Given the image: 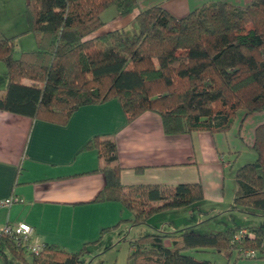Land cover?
Returning a JSON list of instances; mask_svg holds the SVG:
<instances>
[{"label":"trees","instance_id":"1","mask_svg":"<svg viewBox=\"0 0 264 264\" xmlns=\"http://www.w3.org/2000/svg\"><path fill=\"white\" fill-rule=\"evenodd\" d=\"M137 6L138 0H28L27 30L18 36L31 34L35 49L17 54L15 38L0 32L7 81L0 111L65 125L82 106L117 100L127 122L152 112L166 135H189L228 133L238 113L264 109V0L246 7L204 3L179 19L155 5L135 16L132 38L123 30L92 37L108 8L126 16ZM84 149L105 162L94 171L105 178L95 202L121 203L132 212L131 226L204 200L199 183L140 186L124 194L115 143L94 138ZM251 149L255 161L234 172L230 212L264 211V124L255 128ZM241 230L195 234L186 228L125 238L132 250L127 264H213L189 254L207 251L256 250L257 258L264 257V230L248 228L254 237L235 241ZM165 239L172 240L170 247ZM44 245L39 255L27 257L10 238L0 237V264H10L8 255L19 264H84L85 245L76 253Z\"/></svg>","mask_w":264,"mask_h":264},{"label":"crops","instance_id":"2","mask_svg":"<svg viewBox=\"0 0 264 264\" xmlns=\"http://www.w3.org/2000/svg\"><path fill=\"white\" fill-rule=\"evenodd\" d=\"M27 1L0 0L3 9H13L15 14L7 22L0 19V23L12 24L16 16H20L19 19L23 20L19 22L24 24L22 29L7 26L5 31L1 30L4 37L12 38L26 32L24 10ZM216 1L238 7H246L251 2L138 0V6L130 19L131 31L136 33L135 16L152 6L160 5L179 19L204 3ZM26 81L23 84H32ZM261 124H264V109L250 115L238 113L234 127L225 134L194 132L189 135H166L161 119L155 113L145 112L127 122L117 100L82 106L65 125L33 121L0 111V200L11 196L22 200L8 209H0V226L26 223L33 228L35 240L46 245H57L68 253H76L85 245L86 254L82 257L84 264V259H90L91 263L97 258L104 260V264H116L121 252L115 255L113 250L124 244L126 250L122 260L127 264L132 250L123 239L129 240L132 234L130 241L136 240L142 235H149L150 231L152 234L157 231L173 233L178 231L174 230L177 226L172 221L163 223L160 228L150 225L142 235L135 234L138 229H133L138 226H131V222H127L133 217L128 208L119 202H95L105 186V178L101 172L94 171L104 167L105 162L96 152L85 150L84 147L94 138L115 143L124 194L140 186L175 187L178 184L199 183L204 200L192 205L194 212L200 221L204 216L213 220L230 212L234 198L233 159L238 150L234 141L238 140L251 149L254 130ZM233 130L237 131L236 135ZM253 157L256 158L255 155ZM238 162L237 158L235 163ZM136 169L142 171L136 173ZM227 170L231 171L228 173ZM183 210L185 208L173 211L180 212L182 216L187 215ZM236 213L248 217L259 215L250 211ZM199 224L178 227L196 229L200 233L218 232L203 230ZM252 225L233 224V228L247 230L260 227L264 230V227ZM114 226L117 227L112 228ZM171 244V239L164 240L165 247ZM227 251L231 254L220 264H264V257L242 259L235 250ZM8 257L12 258L10 255Z\"/></svg>","mask_w":264,"mask_h":264},{"label":"rangeland","instance_id":"3","mask_svg":"<svg viewBox=\"0 0 264 264\" xmlns=\"http://www.w3.org/2000/svg\"><path fill=\"white\" fill-rule=\"evenodd\" d=\"M2 4H0V16L3 21L2 22H7L9 19H11V17L14 14V10L13 9H3ZM136 10V9H135ZM134 10V11H135ZM134 11L132 13H134ZM13 12V13H12ZM17 14H20L21 12H17ZM116 9L111 7L108 8L104 14L101 16L102 17V21L104 22V25L99 28L97 31H95L92 34V37H97L100 35H103L107 32L113 31L115 30V28H122L123 30H125V34L127 37L132 38L133 37V33L131 31V25H130V19L132 17V13L126 15V16H120L117 14L116 16ZM22 14V13H21ZM16 20L12 23V24H7L5 25L4 23H0V32H2L1 30H6V27L8 26L9 28H18V29H22V27L24 26V24H22L21 22H19L20 20L23 19H19L20 16H16ZM16 21H18V23L14 24ZM135 29L136 26H135ZM21 37V36H20ZM25 37V38H24ZM15 38V50L18 52L21 51H31L35 49V42L33 43L34 39L32 38L31 34H25L24 36H22L21 39H19V36L14 37ZM31 41V43H30ZM29 45H31L30 47H28ZM6 69L5 66L3 64V62L0 61V94L3 92V90L6 87L7 81L5 79V74ZM28 82V81H26ZM29 84V83H28ZM234 127V125H233ZM236 127V126H235ZM248 129V128H247ZM232 130V129H231ZM230 130V131H231ZM235 131V130H233ZM235 135L237 133V131L234 132ZM245 137H247V134H244ZM232 139V138H231ZM235 146H237L238 150L236 149L235 152L236 155L234 157V169L233 172L240 168L241 166L245 165V164H249L254 162V158L253 155H255V153L244 143H241L238 140H235ZM256 156V155H255ZM253 157V159H251ZM238 158L239 162L235 163L236 159ZM256 159V158H255ZM254 160V161H251ZM228 173L231 170H227ZM230 175V174H229ZM126 211V210H125ZM186 214H183V216L181 214H179L180 212H174L173 210H169V211H164V212H160V213H156L154 214L152 217H150V219L146 222V225L143 226H138L135 227L133 230L135 231V229H138L137 232H135V234H141L144 232V230L148 231L147 227H149L150 225L155 227L157 226L158 228H160L163 223L166 222H175V226H177V229L174 230H182L180 228L183 227H178V226H191L192 224H199L201 222V224H199L198 226L203 230H218V232H222L225 231L227 229H231L233 228V224H236V226H242V224H247L248 226H251V224H253L252 226H261L264 227V211L258 210V209H249L248 211L252 212V213H257L259 214L258 216H238L239 214H237L236 212H228L227 214L225 213L222 216H218L216 218H214L213 220H209L207 219L208 217H203V219H199V216L196 214V212H194V207L191 206L190 208H185ZM189 211V212H187ZM127 217V214H126ZM124 217V218H126ZM245 217V218H242ZM245 226V225H243ZM2 226H0L1 228ZM166 227V224H165ZM188 228V227H187ZM256 228H260V227H256ZM261 229V228H260ZM263 230V229H262ZM190 231L192 233L195 234H212V233H200L197 232L196 229H192L190 228ZM152 234L153 232L150 231ZM155 232V231H154ZM204 232V231H202ZM216 232V233H218ZM133 233V232H132ZM134 234V233H133ZM143 236V235H142ZM132 237V234L129 236V241L130 238ZM124 244L119 245L116 249H114L113 253L116 255L119 252H121L120 256H117V258L119 259L118 262L116 264H125L124 261L122 260V255L124 253V251L126 250V246H123ZM211 252V251H210ZM195 253V252H190L189 254H191L192 256H194L196 259L198 260H208L214 264H220L224 259L226 260L228 258V255L231 254V252L226 251V252H211V253ZM29 257V255L27 256ZM90 259H84L85 264H104V260H102L101 258H97V259H93L91 261V263H89ZM10 264H19L18 262H16L13 258H10Z\"/></svg>","mask_w":264,"mask_h":264},{"label":"built area","instance_id":"4","mask_svg":"<svg viewBox=\"0 0 264 264\" xmlns=\"http://www.w3.org/2000/svg\"><path fill=\"white\" fill-rule=\"evenodd\" d=\"M17 197L11 196L7 199L0 200V209H8L13 204L21 203ZM34 230L26 223H7L0 228V237L10 238L15 248L23 251L28 255H39L45 248V245L34 239ZM247 236L253 238V234L247 230H241L236 236L235 241L241 237ZM264 252V245L262 246ZM238 256L242 259H256L260 254L256 250H237Z\"/></svg>","mask_w":264,"mask_h":264}]
</instances>
